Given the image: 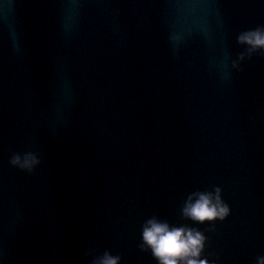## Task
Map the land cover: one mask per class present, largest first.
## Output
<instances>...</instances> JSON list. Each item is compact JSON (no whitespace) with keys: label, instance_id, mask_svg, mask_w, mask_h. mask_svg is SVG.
Wrapping results in <instances>:
<instances>
[{"label":"water","instance_id":"water-1","mask_svg":"<svg viewBox=\"0 0 264 264\" xmlns=\"http://www.w3.org/2000/svg\"><path fill=\"white\" fill-rule=\"evenodd\" d=\"M261 26L264 0H0V264H159L152 216L259 264L264 52L237 36ZM217 189L223 220L181 215Z\"/></svg>","mask_w":264,"mask_h":264},{"label":"clouds","instance_id":"clouds-1","mask_svg":"<svg viewBox=\"0 0 264 264\" xmlns=\"http://www.w3.org/2000/svg\"><path fill=\"white\" fill-rule=\"evenodd\" d=\"M237 43L246 46L249 57L256 52H264V26L240 33L237 36ZM244 58V53H241L238 61ZM238 61H233V67L238 66ZM12 163L24 170L32 171L40 160L35 154L28 153L23 162L16 156ZM180 211L185 219L198 223L223 220L229 213L228 206L220 199L219 189L215 194L193 193L184 202ZM141 235V250L150 249L159 264H206V261L198 259L204 247L205 237L195 229L174 226L167 220L152 216L142 225ZM119 260V256L114 257L105 252L93 264H118ZM259 264H264V258H260Z\"/></svg>","mask_w":264,"mask_h":264}]
</instances>
